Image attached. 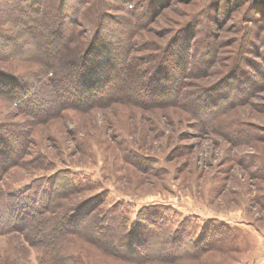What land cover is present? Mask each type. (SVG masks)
Wrapping results in <instances>:
<instances>
[{"label":"rangeland","instance_id":"rangeland-1","mask_svg":"<svg viewBox=\"0 0 264 264\" xmlns=\"http://www.w3.org/2000/svg\"><path fill=\"white\" fill-rule=\"evenodd\" d=\"M88 1L0 0V51L6 56L0 58V69L21 75L15 80L26 88L17 90L16 102L0 98V123L8 121L15 130L24 125L30 133L23 164L1 171L0 188L21 189L43 181L47 190L54 179L61 187L63 177L76 185L89 181L97 185L91 193L98 199L106 197L109 206L123 208L127 228L135 224L141 209L160 207L168 230L184 237L179 246L174 243L177 248L165 241L168 236L157 238L151 252L162 251V257L178 253L185 241H196L205 225L225 232L218 233L219 240L226 233L232 237L230 249H225L228 239L196 260L171 264H264V0H154L140 15L145 22L157 11L144 28L137 18L138 0H106L122 9H111L112 18H98L99 25L107 24L104 29L89 24L96 16ZM85 7L90 9L87 15ZM194 14L198 19L191 28L166 46L163 72L148 67L140 73L143 55L155 51L152 41H164L177 21ZM75 18L81 25L73 41L63 24ZM129 21L140 22L133 53H141L142 62L125 63L115 77L120 69L116 63L122 59H94L92 54L85 58L90 69L94 64L106 67V86L112 84L109 97L97 99L98 106L58 112L52 108L54 115L38 122L12 111L25 97L41 103L50 73L40 67L49 59L62 74L56 85L63 81L70 89L87 92L84 86L91 81L87 77L84 83L75 74L81 61L74 56L96 34L103 39L99 45L124 46L123 23ZM30 49L43 58L27 59L24 51ZM32 68L39 81L26 75ZM95 73L93 83L99 79ZM162 97L176 105L162 106ZM49 99L38 105L56 107L59 98ZM194 113L204 121L193 118ZM12 142L0 140V159H11L4 151ZM91 203L88 199L83 206ZM86 258L89 264H126L93 249ZM0 264H40L39 251L20 230L0 232Z\"/></svg>","mask_w":264,"mask_h":264},{"label":"trees","instance_id":"trees-1","mask_svg":"<svg viewBox=\"0 0 264 264\" xmlns=\"http://www.w3.org/2000/svg\"><path fill=\"white\" fill-rule=\"evenodd\" d=\"M125 1L128 2L129 0ZM81 2L89 1L81 0ZM136 2L138 3L137 10H139L137 18H140L142 28H144L150 21H153L154 17L152 16H155L157 11L154 13L152 12L153 15L151 13L145 22H143L144 20L142 21L140 15L144 16V13L148 10L146 7H151L154 0H138ZM129 5L132 6L131 3H129ZM89 7L92 10V15L96 16V19L100 17H102V19L105 17L112 18L113 14L109 12L111 9H122L119 5L117 6L115 2L110 3L106 2V0H92ZM89 7L83 8V11L86 9L85 15H87L90 10ZM195 14L189 19L185 18L182 21H177L176 25H173L167 32L164 41H152L154 45L152 50L155 51L145 53V55H143V62L141 53H133V35L137 32L139 33L136 29L139 28L140 22L137 24H132V21L123 23V30L127 37L125 39L126 42H124L125 45L121 47L118 43L103 46L99 45L97 42L103 39H97L99 35L96 34V37L89 40V42L91 41L89 44L88 42L82 43L84 47L79 49L77 55L74 56L76 60L81 61V67L76 70L75 74L80 76L79 79L83 80L84 83H87L85 80L87 77L89 82L91 81L87 86H84L87 89V92L85 91L86 93L84 91L79 92V90L75 88L70 89L67 82L63 83L62 81L63 86L61 83L60 85L58 84L60 87L56 85V81H58L59 77H62V74H59V69L52 63V59H49L44 66L41 65L42 67H40V70L43 69L46 73H50L45 81L47 89L44 92L45 95H43L44 97L41 99V103L47 102L50 100L49 98L53 96L59 98L58 100L60 102L58 101L56 107H54L55 105L39 106L38 104L41 103L33 102L31 97H25L22 102L16 103L17 106L13 108L12 111L20 113L26 116V118L31 117L32 122H38L54 115L55 112L52 113L53 110L50 111L52 108H56L58 112L68 107L74 108L75 106H79L82 107V110H85L86 108L98 106L100 104H98L99 97H109L112 84L106 86L107 77L109 76V74H103L106 67L104 68L101 65L94 64L90 69L88 65L90 60L85 59L86 56L90 54L93 55L94 59L97 57H102L101 59H103L105 57L113 62L115 59H122V63H116V66L120 67V69L118 68L116 70L117 72L113 73L115 77L120 74L121 67L125 66V63L130 61L133 62V60H141L143 63L140 73L144 69L147 70L146 68L148 67L149 69L156 68L155 70L157 72L162 73V64L164 60H166V53H164L166 46L169 43H177L179 40L177 35L191 28L192 24L198 19ZM102 19H98L96 24H94L95 20L89 24L96 29H104L107 27L104 21H102V26L99 25V22H101L99 20ZM79 20L81 19L75 18L63 24L65 26L64 29L73 34L74 37H71L73 41L76 40L79 34L77 31V28L81 25ZM55 22L62 25L59 21ZM97 32L98 31H96V33ZM195 43L196 42L193 44L195 45ZM95 49L99 51V53H97ZM101 50H103L105 54H103ZM3 52L5 51H0V58H4L5 55H3ZM25 54L28 55L25 56L27 59L28 57L31 59H38V57L43 58V55L40 54V51L37 49L26 50L24 51V55ZM49 56L51 55L46 53V57ZM93 57L91 56L90 58L93 59ZM100 64H103V62ZM30 70L29 74L26 75H29L32 80L39 81L40 79L37 78L33 68ZM23 73L28 72L24 71ZM93 73L99 78L96 83H93ZM3 77L5 80H0V98L6 103L16 102L17 90L26 89L24 85L17 83L15 80V78L21 77V75L15 74L14 76L0 69V79H3ZM178 84L183 86L180 80ZM9 87L12 89H7ZM66 88H68L67 92L70 89L67 94L64 93L66 92V90H64ZM61 90L63 91L61 92ZM101 91H104L102 95L95 96L96 92ZM142 92H144V89H142ZM32 95L34 94L32 93ZM181 96L182 89H178V94H176L175 97L179 99ZM162 100L163 102L160 103L162 106L176 105L175 100L170 101L167 97H162ZM135 101L136 100H134V102ZM135 104L144 105V102L140 100L135 102ZM192 117H197V120L202 121L205 119L195 113L192 114ZM29 134V129H26L24 125L21 129L15 130L13 124L8 121L0 123V140L5 142L13 141L11 143L12 145H7L9 148L4 151V154H9L11 159H0V173L1 171H4V173L7 172L6 170L11 166H20L21 163L23 164L22 158L26 153V144L29 141ZM19 140L20 143H18ZM62 180L61 187L57 185L58 183L54 179L47 190L43 187V181L37 182V185H30L21 189L0 188V232L14 229L22 231L28 244L39 251L40 264H89L86 257L90 249L103 254L107 258L118 260L126 264H171L182 260H196L204 256L209 250H214V246H217L219 242L228 239L231 242L229 245L225 246V249L231 248L233 240H231L232 237H230V234L226 233V235L219 240L218 235L221 236L220 234H224L225 232L217 230V228L214 229V227L207 229L206 227H208V225H205L203 227L205 229L199 234L200 236L196 238V241L191 240L188 245L185 241L183 242L185 248L180 249L178 253L173 255L166 254L165 257H162L160 256L163 254L162 251L151 252L152 247L158 243V241H156L157 238L168 236L169 239L165 241L171 245L173 244L172 248H177L184 240V237L181 232L175 235L168 230L166 227V220L163 219L159 213L160 207L150 205L147 208L141 209L140 216L135 224L127 228L125 225L127 216L122 207L116 204L109 206L106 197L98 199V196L91 193L97 185L89 183V181L81 185L80 183L76 185L70 177H63ZM66 193H68L67 196H65ZM74 196H76V198L72 200ZM60 197L64 198L62 202L58 201ZM69 197L72 199H69ZM88 199H92V203L89 207H84L83 204H85ZM59 207H61L59 213L56 216H51L52 211L59 210ZM34 224L39 225L41 230L37 229V227L35 228ZM43 227L44 229H42ZM111 231L112 236L110 234ZM176 241H178V244L176 243L177 246L175 247L174 243ZM202 243H204L203 246H201ZM223 243L226 244L225 242Z\"/></svg>","mask_w":264,"mask_h":264}]
</instances>
